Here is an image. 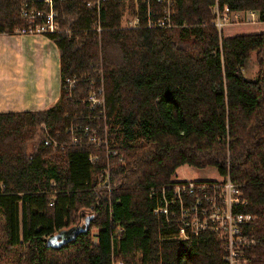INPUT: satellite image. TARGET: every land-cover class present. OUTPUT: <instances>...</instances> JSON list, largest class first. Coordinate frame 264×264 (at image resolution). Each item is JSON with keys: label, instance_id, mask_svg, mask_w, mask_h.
Listing matches in <instances>:
<instances>
[{"label": "trees", "instance_id": "trees-1", "mask_svg": "<svg viewBox=\"0 0 264 264\" xmlns=\"http://www.w3.org/2000/svg\"><path fill=\"white\" fill-rule=\"evenodd\" d=\"M84 1L56 0L61 26L77 17L69 35L49 34L61 51L59 101L42 113L0 112V264H223L217 236L178 239V227L153 211L151 189L182 165L213 166L241 185L249 200L242 210L257 218L246 231L262 241L250 264H264V31L224 36L213 12L215 4L256 10L264 21V0H177L178 25L162 28L123 26L125 14L139 13L145 24V0H108L100 32ZM20 5L0 0V34L28 27ZM253 53L255 78L244 72ZM101 59L115 153L42 142L29 157L24 145L39 115L66 137L76 113L88 112L63 79L93 72ZM86 88L78 84L74 98ZM107 167L110 190L99 176ZM75 225V237L47 245Z\"/></svg>", "mask_w": 264, "mask_h": 264}, {"label": "built area", "instance_id": "built-area-1", "mask_svg": "<svg viewBox=\"0 0 264 264\" xmlns=\"http://www.w3.org/2000/svg\"><path fill=\"white\" fill-rule=\"evenodd\" d=\"M108 0H85L88 9L96 11L98 23L96 29L101 30L100 14ZM177 0H145L146 12L143 16L135 14L127 23L129 27H173L176 21ZM20 15L26 19L28 27L19 29L17 34L25 33H65L71 32L70 23L62 28L56 0H21ZM215 25L222 29L233 13L234 18L240 17V11L230 12L228 6L220 11L218 4L213 5ZM249 15H257L248 11ZM228 23V22H227ZM69 32V33H70ZM102 59L92 65L93 72L73 73L63 79V85L69 97L82 101L87 105L88 112L80 111L73 117L67 127L69 141L60 139L61 132L51 133V127L41 123L44 145L62 149L65 146L106 148L107 154L114 152L110 147L109 125L106 111V87L103 74ZM87 83L86 91L74 98V90L78 84ZM115 153V152H114ZM98 155L91 154L94 162ZM109 168H104L99 176L104 179V187L111 189ZM150 198L155 201L154 213L164 217L170 225L178 227L176 237L189 239L204 233H211L223 243V264H250L254 259L251 249L262 243L259 238L247 233L246 226L257 218L254 214L244 212L249 200L244 197L241 185L233 182L230 175L218 180L214 179H172L160 187H153ZM121 263V262H120Z\"/></svg>", "mask_w": 264, "mask_h": 264}, {"label": "crops", "instance_id": "crops-1", "mask_svg": "<svg viewBox=\"0 0 264 264\" xmlns=\"http://www.w3.org/2000/svg\"><path fill=\"white\" fill-rule=\"evenodd\" d=\"M60 52L46 34L1 33L0 112L42 113L57 103L62 91Z\"/></svg>", "mask_w": 264, "mask_h": 264}, {"label": "rangeland", "instance_id": "rangeland-1", "mask_svg": "<svg viewBox=\"0 0 264 264\" xmlns=\"http://www.w3.org/2000/svg\"><path fill=\"white\" fill-rule=\"evenodd\" d=\"M176 4V3H175ZM174 8L176 9L175 5ZM248 11H255L256 10H248ZM248 11H240L239 18H234L231 14L229 20L223 25L222 29H220L221 34L224 36H228L231 34H242V33H258L264 31V21H259V16L257 15H249ZM134 15L125 14L123 17V26L129 27V23H127ZM257 16V17H256ZM256 17V18H255ZM77 17H65L62 18L66 21H68V24L73 22ZM61 20V18H59ZM254 19V20H252ZM241 20V21H240ZM243 20V21H242ZM254 21V22H253ZM67 27V24L65 26H62V28ZM68 31V35H69ZM65 34V33H62ZM245 75L251 78H255L257 76L258 72V65L256 62V55L253 53L248 61V64L244 70ZM43 116L39 115L38 117V129L35 134V137H33L31 140L25 143L24 148L29 157L35 154V149L37 146L42 143L43 139V132L41 130V123L43 122ZM217 169L213 166L205 167V168H199L195 166L190 165H182L173 174V179H214L218 180L221 179V176ZM120 263V262H119Z\"/></svg>", "mask_w": 264, "mask_h": 264}, {"label": "water", "instance_id": "water-1", "mask_svg": "<svg viewBox=\"0 0 264 264\" xmlns=\"http://www.w3.org/2000/svg\"><path fill=\"white\" fill-rule=\"evenodd\" d=\"M78 231H79V227L77 225L67 229H62L56 234L54 235L52 234V236L46 238L47 245L50 247H59L62 244H64L66 241L75 237Z\"/></svg>", "mask_w": 264, "mask_h": 264}, {"label": "bare ground", "instance_id": "bare-ground-1", "mask_svg": "<svg viewBox=\"0 0 264 264\" xmlns=\"http://www.w3.org/2000/svg\"><path fill=\"white\" fill-rule=\"evenodd\" d=\"M218 7H219V6H218ZM252 16H253V15H252ZM258 16H259V14H258ZM240 17H241V16H240ZM256 17H257V16H256ZM256 17H255V18H256ZM252 20H254V19H252ZM240 21H241V20H240ZM242 21H243V20H242ZM253 22H254V21H253ZM82 83H83V82H82ZM82 83H81V84H82ZM67 127H68V126H67ZM67 127H66V128H67ZM52 130H53V129H51V131H52ZM65 130H66V129H65ZM53 132H54V131H53ZM67 133H68V132H67ZM109 133H110V132H109ZM54 134H55V133H54ZM65 135H67V134H65ZM68 135H69V133H68ZM68 135H67V136H68ZM61 136H62V135H61ZM67 136H66V137H67ZM63 137H65V136H64V133H63L62 138H63ZM66 137H65V138H66ZM68 137H69V136H68ZM109 137H110V135H109ZM60 138H61V137H60ZM63 139H64V138H63ZM68 140H69V139H68ZM68 140H67V141H68ZM110 143H111V142H110ZM73 147H74V146H73ZM64 148L66 149V146H65ZM111 148H112V147H111ZM59 149H60V148H59ZM103 149H104V148H103ZM63 150H64V149H63ZM98 150H99V149H98ZM114 152H115V150H114ZM98 155H99V154H98ZM99 158H100V157H99ZM95 163H96V162H95ZM159 217H161V216H159ZM86 222H87V221H86ZM246 228H247V227H246ZM254 236H255V235H254ZM255 237H256V236H255ZM253 248H254V247H253ZM251 250H253V249H251Z\"/></svg>", "mask_w": 264, "mask_h": 264}]
</instances>
